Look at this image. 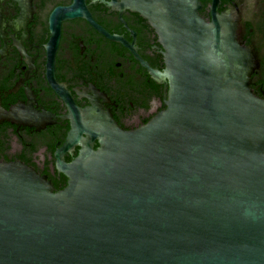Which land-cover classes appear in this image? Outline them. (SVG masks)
<instances>
[{
  "label": "water",
  "instance_id": "water-1",
  "mask_svg": "<svg viewBox=\"0 0 264 264\" xmlns=\"http://www.w3.org/2000/svg\"><path fill=\"white\" fill-rule=\"evenodd\" d=\"M209 1L210 22L200 0L136 2L163 48L149 73L165 109L134 132L74 122L55 155L65 189L0 162V264H264L259 64L239 11Z\"/></svg>",
  "mask_w": 264,
  "mask_h": 264
},
{
  "label": "flooded vegetation",
  "instance_id": "flooded-vegetation-1",
  "mask_svg": "<svg viewBox=\"0 0 264 264\" xmlns=\"http://www.w3.org/2000/svg\"><path fill=\"white\" fill-rule=\"evenodd\" d=\"M136 2L0 0L1 163H23L59 192L68 180L55 155L74 122L99 134L108 117L134 132L164 111L166 88L149 73L165 69L163 48ZM200 3L210 22L211 2ZM230 8L240 14L241 42L254 48L251 88L264 99V0H221L220 13Z\"/></svg>",
  "mask_w": 264,
  "mask_h": 264
}]
</instances>
